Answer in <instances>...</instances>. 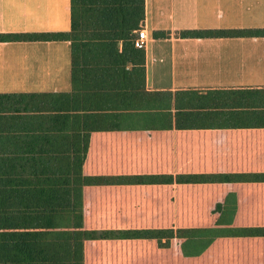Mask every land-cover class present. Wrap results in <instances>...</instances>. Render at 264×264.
<instances>
[{"label": "crops", "instance_id": "crops-1", "mask_svg": "<svg viewBox=\"0 0 264 264\" xmlns=\"http://www.w3.org/2000/svg\"><path fill=\"white\" fill-rule=\"evenodd\" d=\"M140 27L142 51L95 41L74 64L69 41L0 42V165L82 156L88 134L87 177L264 174V104L231 93L264 91V37L179 34L263 28L264 0H143ZM70 28L71 0H0V33ZM82 210L86 230L264 227V182L83 185ZM181 244L86 240L83 264H264L262 236Z\"/></svg>", "mask_w": 264, "mask_h": 264}, {"label": "trees", "instance_id": "trees-1", "mask_svg": "<svg viewBox=\"0 0 264 264\" xmlns=\"http://www.w3.org/2000/svg\"><path fill=\"white\" fill-rule=\"evenodd\" d=\"M71 0L69 32L0 33L4 41H69L74 64L82 45L101 44L109 51L118 41L123 50L135 51L133 31L143 19V0ZM181 36H261L264 27L256 29L186 30ZM164 36L165 33H154ZM98 41L96 43H93ZM81 45V46H80ZM137 50V49H136ZM140 50V49H138ZM142 51V50H140ZM242 107H262L264 91L241 97ZM258 98V102L256 101ZM252 99L255 106H252ZM236 107L240 103L235 104ZM264 127V121L260 122ZM88 146L85 137L82 156H43L21 159L9 155L0 165V264H83V243L95 239H154L166 248L172 239H182L184 255L202 253L217 237H264V227L221 228L231 220L218 219L216 228L86 230L83 227L82 186L94 184L203 183L263 181L264 174L167 176H103L87 177L81 164ZM19 168V169H18Z\"/></svg>", "mask_w": 264, "mask_h": 264}, {"label": "built area", "instance_id": "built-area-1", "mask_svg": "<svg viewBox=\"0 0 264 264\" xmlns=\"http://www.w3.org/2000/svg\"><path fill=\"white\" fill-rule=\"evenodd\" d=\"M147 39H148V36H147L146 29L144 27H140L135 33V36L133 39V46L136 49H141V50L145 49L146 44H147Z\"/></svg>", "mask_w": 264, "mask_h": 264}]
</instances>
